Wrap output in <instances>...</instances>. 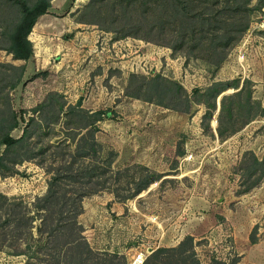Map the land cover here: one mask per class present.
I'll list each match as a JSON object with an SVG mask.
<instances>
[{
    "label": "rangeland",
    "instance_id": "rangeland-1",
    "mask_svg": "<svg viewBox=\"0 0 264 264\" xmlns=\"http://www.w3.org/2000/svg\"><path fill=\"white\" fill-rule=\"evenodd\" d=\"M49 1L41 26L49 31L32 26L28 35L37 55L24 61L0 49V62L24 65L10 92L19 116L11 135L19 137L22 117L32 116L49 142L72 146L85 130L78 116L65 123L66 109L102 110L85 141L94 139L101 155L115 153L112 170L139 163L153 177L130 198L135 185L124 174L83 197L76 221L89 247L130 264L137 253L182 241L200 264H264V0H179L178 14L170 0ZM6 6L0 0V45L8 44L5 30L14 21ZM215 9L218 17L207 23L188 19ZM157 14L161 31L151 27ZM233 21H247V29L222 47L219 38ZM136 92L150 100L130 95ZM160 97L170 107L154 102ZM44 100L48 106L37 114ZM30 129L33 158L0 175V192L27 205L45 192L48 178L35 163V142L45 141L35 122ZM139 172L126 173L136 179ZM39 254L30 260L0 250V264H48Z\"/></svg>",
    "mask_w": 264,
    "mask_h": 264
},
{
    "label": "trees",
    "instance_id": "trees-1",
    "mask_svg": "<svg viewBox=\"0 0 264 264\" xmlns=\"http://www.w3.org/2000/svg\"><path fill=\"white\" fill-rule=\"evenodd\" d=\"M230 1L223 0V3ZM170 2L178 14L181 9L180 1L170 0ZM2 3H6V8L10 9L14 15V21L12 26L5 30V32L7 31L8 44L0 45V49L11 53L14 59L26 61L33 56V45L28 35L37 18L47 12L50 1L35 0L31 5L26 0H2ZM228 7L232 9L231 6ZM214 13L205 16L202 10L200 13H192L188 19L194 18L198 22L207 23L208 19L218 17L216 16L218 15L217 9ZM161 16L163 14H157V23L152 22L151 25V27L158 25L156 27L159 31L163 27ZM234 17V13L229 15L231 20L235 19ZM231 24H235L236 27L227 29L219 38V41L223 42L222 47L226 45L230 47L248 26L247 21L242 22L239 27L234 21ZM191 35H195L194 31H191ZM216 37L217 35L213 38ZM175 40L177 41V39ZM192 47L196 48V42L192 44ZM221 59L222 57L216 61L219 62ZM23 73L24 65L0 62V147L3 146L0 153V175L3 176L7 170L14 169L13 165L33 158L31 155L33 147L32 149L26 147V144L27 138L32 134L31 123L35 122L36 136L41 138L40 142L45 141L43 144L35 142V163L42 166L48 173L47 188L42 195L36 196L34 201L28 205L23 204L20 197H8L0 192V250L8 254L24 255L31 260L41 256L39 254V249H41L45 256H42V260L48 264H127L123 255L117 253L99 254L92 250L79 232L76 215L81 211V201L84 196L107 187L109 181L121 178L122 174L125 175V178L127 177L126 182H132L135 185V190L126 196L130 198L145 188L153 178L149 176L148 167L133 163L122 169L112 170L110 166L115 153L106 151L105 155H101L99 152L101 147L99 150L97 149L94 139L91 142L85 141V133L89 132L90 127L105 117V112L102 110L90 111L79 106H69L66 109L65 119L67 118V122L65 123H69L72 117L78 116L82 120L79 128L85 130L84 133L81 132V136L72 146L65 140L49 142L48 137L50 136L43 137L44 132L37 130L40 127L39 119L35 118L34 120L32 116L27 120L22 117L21 120L25 122L22 134L19 137L12 136L11 130L18 126L19 116L12 107L10 92L20 83ZM132 77L135 75L133 74ZM142 85L141 83L140 87ZM221 92L218 91L219 94ZM130 95L150 100L149 97L138 92ZM45 100L49 103L48 99ZM45 100L33 111L37 114L42 113L43 109L45 110V107L48 106ZM154 102L170 107L169 104L162 101V98L161 101L157 99ZM61 111L62 101L58 109V112ZM53 123L54 121L48 120L43 122L44 126L48 128V132L53 131ZM41 129L44 128L41 127ZM65 129L71 128L66 127ZM221 130L223 131V129ZM72 134L73 132L70 136ZM75 134H79V132L77 131ZM88 144L90 147L86 149ZM99 157L101 158L99 159ZM46 160L47 164L44 165ZM254 161L258 162L256 158ZM131 169L140 170V175L136 179L126 173ZM121 188L127 189L126 187ZM104 255L106 256L104 257ZM142 264H200V262L195 257L194 249L184 245V242L181 241L177 246L156 248L145 257ZM209 264L235 263L213 259Z\"/></svg>",
    "mask_w": 264,
    "mask_h": 264
},
{
    "label": "crops",
    "instance_id": "crops-1",
    "mask_svg": "<svg viewBox=\"0 0 264 264\" xmlns=\"http://www.w3.org/2000/svg\"><path fill=\"white\" fill-rule=\"evenodd\" d=\"M46 20H49L48 18H47V15L46 14H42V15H40L38 18H37V20L35 21V23H34V25H33V28L34 27H38L37 28V30L41 33V32H43V31H49V30H47V29H45L44 27L43 28H41V26L43 25V22H45ZM41 28V29H40ZM32 30V29H31ZM36 34V33H35ZM28 38L31 40V38L28 36ZM31 41H33V40H31ZM35 46V45H34ZM34 46H33V56L34 55H37L36 53H37V51L35 50V48H34ZM36 47V46H35Z\"/></svg>",
    "mask_w": 264,
    "mask_h": 264
},
{
    "label": "built area",
    "instance_id": "built-area-1",
    "mask_svg": "<svg viewBox=\"0 0 264 264\" xmlns=\"http://www.w3.org/2000/svg\"><path fill=\"white\" fill-rule=\"evenodd\" d=\"M146 255L143 252L137 253L130 261V264H142Z\"/></svg>",
    "mask_w": 264,
    "mask_h": 264
}]
</instances>
